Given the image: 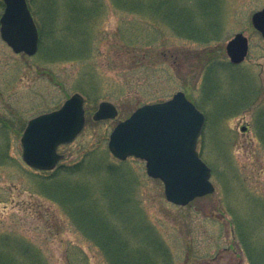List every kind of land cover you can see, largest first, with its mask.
<instances>
[{"label":"rangeland","instance_id":"374dc122","mask_svg":"<svg viewBox=\"0 0 264 264\" xmlns=\"http://www.w3.org/2000/svg\"><path fill=\"white\" fill-rule=\"evenodd\" d=\"M27 1L41 31L39 52L15 54L0 34L3 264H112L59 195L65 182L87 189L129 246L151 254L148 264H264V39L251 22L264 0H181L199 38L173 29V14L160 13L157 0ZM3 11L0 0V17ZM238 33L250 49L234 65L226 45ZM206 77L216 86L211 93ZM179 91L207 117L197 149L215 187L187 206L167 201L144 160L121 161L108 148L119 121ZM243 91L254 95L241 98ZM75 93L85 98L84 129L59 146L54 170L29 167L21 145L28 121ZM104 101L118 116L94 121Z\"/></svg>","mask_w":264,"mask_h":264},{"label":"water","instance_id":"95a60500","mask_svg":"<svg viewBox=\"0 0 264 264\" xmlns=\"http://www.w3.org/2000/svg\"><path fill=\"white\" fill-rule=\"evenodd\" d=\"M1 36L15 53L33 56L39 49V32L27 0H2ZM253 26L264 37V9L252 16ZM233 64H241L249 51L243 33L226 47ZM84 97L75 93L57 110L31 119L21 143L23 159L32 168L53 170L63 158L57 152L61 144L73 141L83 130L86 117ZM118 109L110 102L99 104L95 121L114 119ZM205 124V115L183 92L172 99L139 107L120 122L110 135L108 147L113 155L126 160L135 156L146 160L147 173L164 182L169 202L186 206L197 197L214 192L211 169L197 152V141ZM247 127H242L245 131Z\"/></svg>","mask_w":264,"mask_h":264},{"label":"trees","instance_id":"16d2710c","mask_svg":"<svg viewBox=\"0 0 264 264\" xmlns=\"http://www.w3.org/2000/svg\"><path fill=\"white\" fill-rule=\"evenodd\" d=\"M76 3H74L75 5ZM157 10L160 13H166V16L172 15L170 19V25L178 33L182 32L184 36L189 38H196L195 35L199 38V34L202 31L197 30L193 31V28L189 30L190 25L192 24V14L187 13V6L181 2V0H157L156 1ZM80 6H73L74 12H79ZM85 10V9H84ZM82 11V10H81ZM171 12V14H169ZM41 34V31H40ZM205 35V34H204ZM143 59V56L141 57ZM139 57V60H141ZM211 77H206L205 88H209L210 93L216 90L214 81L210 79ZM254 93L249 94L247 91L240 93L241 98L251 99ZM255 102V101H254ZM253 102V103H254ZM264 115V109L262 111ZM260 135L264 139V120H261L260 123ZM64 186L59 190V195L62 198H67L68 201H71L73 208L71 210L74 217L79 220V223L82 222V225L87 227V232L89 235L96 239L98 245L106 252L107 256L110 259L112 264H141L152 262L151 254L142 248L133 250L129 246L128 240L120 234L119 230L112 226L108 221V218L105 217L103 212H101L94 201H89L90 195H88V190L85 188H72V185L63 184ZM67 186V187H66ZM67 188L71 189V192L67 194ZM75 194L73 199L70 195ZM78 193V195H76ZM78 205V207H75ZM75 207V208H74ZM29 251V250H28ZM4 255L0 253V264H3ZM7 260V259H6ZM8 264H19L14 258H9ZM34 264V263H33Z\"/></svg>","mask_w":264,"mask_h":264}]
</instances>
